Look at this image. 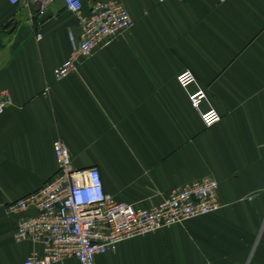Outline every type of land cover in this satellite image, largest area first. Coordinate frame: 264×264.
<instances>
[{
	"label": "crops",
	"instance_id": "1",
	"mask_svg": "<svg viewBox=\"0 0 264 264\" xmlns=\"http://www.w3.org/2000/svg\"><path fill=\"white\" fill-rule=\"evenodd\" d=\"M36 1L0 0V264L43 252L14 238L37 211L6 207L57 171V139L74 168H99L106 193L137 207L219 183V210L121 241L96 264H264V0H116L131 27L60 80L79 22L64 0ZM186 68L190 89L207 91L201 109L222 116L210 127L177 81Z\"/></svg>",
	"mask_w": 264,
	"mask_h": 264
},
{
	"label": "built area",
	"instance_id": "2",
	"mask_svg": "<svg viewBox=\"0 0 264 264\" xmlns=\"http://www.w3.org/2000/svg\"><path fill=\"white\" fill-rule=\"evenodd\" d=\"M64 2L76 14L80 30L77 38L72 37L69 58L56 69L58 80L97 47L133 24L126 7L116 0H92L88 11L83 9L82 0ZM177 81L187 91L192 106L200 109L207 127L221 120L216 108L201 109L207 91L203 87L190 89L197 81L191 69L180 71ZM9 102V93L4 90L0 115ZM54 151L57 171L38 189L10 201L6 207L9 213L23 214L31 208L37 211L34 215H21L14 231L16 241L30 239L43 246L42 253L31 252L23 264L62 263L68 257H76L79 264H96L97 254L115 251L121 241L215 212L223 206L218 196L219 183L213 176L174 187L165 199L150 207L118 201L104 190L99 168H74L69 147L60 139L55 140Z\"/></svg>",
	"mask_w": 264,
	"mask_h": 264
},
{
	"label": "water",
	"instance_id": "3",
	"mask_svg": "<svg viewBox=\"0 0 264 264\" xmlns=\"http://www.w3.org/2000/svg\"><path fill=\"white\" fill-rule=\"evenodd\" d=\"M36 3L38 4V5L36 4L37 5V10H39L41 8V6H42V1L38 0V1H36Z\"/></svg>",
	"mask_w": 264,
	"mask_h": 264
}]
</instances>
